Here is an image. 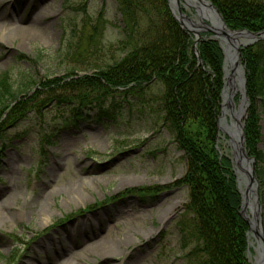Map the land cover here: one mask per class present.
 Here are the masks:
<instances>
[{
    "label": "rangeland",
    "instance_id": "rangeland-1",
    "mask_svg": "<svg viewBox=\"0 0 264 264\" xmlns=\"http://www.w3.org/2000/svg\"><path fill=\"white\" fill-rule=\"evenodd\" d=\"M181 9L193 16L191 9ZM35 19L33 27L41 33L26 36L15 28ZM92 25L98 27L93 42ZM120 26L113 0H0V75L16 82L22 75L17 83L27 86L29 75L53 79L69 69L75 76L88 73L91 51L104 60L117 56L108 49L120 38ZM94 42L100 51L93 48ZM37 51L39 58L33 62ZM240 60L246 84L247 69L242 56ZM151 91L155 94L159 88ZM245 96L248 105L239 118L243 134L250 105L246 89ZM233 99L240 100L239 92ZM115 101L109 117H88L57 131L52 126L62 118L49 103L41 109L42 116L29 113L15 126L5 115L0 117V191L9 188L16 194L6 207L10 219L0 222V264H46L55 247L64 250L72 264H186V250L174 228L188 196L187 188L176 183L185 171L183 152L154 124L149 108L138 104L120 109L123 102ZM254 104L256 130L251 137L256 140H251V151L260 158L249 152L246 134L243 145L254 160L261 239L246 232L250 264L257 258L259 242L264 246V99ZM225 118L234 121L229 112ZM216 147L219 155L230 156L223 133ZM7 192L2 190L0 201ZM246 213L251 218L248 209ZM111 245V256L78 259L93 248Z\"/></svg>",
    "mask_w": 264,
    "mask_h": 264
},
{
    "label": "trees",
    "instance_id": "trees-1",
    "mask_svg": "<svg viewBox=\"0 0 264 264\" xmlns=\"http://www.w3.org/2000/svg\"><path fill=\"white\" fill-rule=\"evenodd\" d=\"M113 1L121 23L120 38L107 49L117 51V56L104 60L91 51L87 58L90 72L75 76L69 69L62 78L53 79L29 75L27 86L17 83L22 82V75L17 82L0 75V117L5 115L13 126L29 113L42 116L41 109L49 103L62 118L52 126L57 131L88 117L95 121L109 117L115 98L123 102L120 109L146 106L154 124L164 128L183 152L186 163L176 183L187 188L188 196L174 221L178 243L186 250L185 263L250 264L248 226L239 215L241 199L235 176L230 160L219 155L216 147L223 82V56L217 41L206 38L197 43L199 64L191 36L172 17L167 0ZM209 1L230 29H264V0ZM97 28L91 27L92 42ZM92 46L100 51L97 42ZM39 54L37 51L32 57L33 62ZM241 56L250 101L244 134L252 154L254 102L264 99V40L243 47ZM154 86L159 88L155 94L151 91ZM47 134L44 130L43 137ZM253 155L260 158L254 151Z\"/></svg>",
    "mask_w": 264,
    "mask_h": 264
},
{
    "label": "water",
    "instance_id": "water-1",
    "mask_svg": "<svg viewBox=\"0 0 264 264\" xmlns=\"http://www.w3.org/2000/svg\"><path fill=\"white\" fill-rule=\"evenodd\" d=\"M170 12L173 18L178 22L179 26L194 36V45L200 38V32L210 34V38L216 40L223 54L222 70H223V86L220 92V109L217 119V130L227 136L228 146L230 149V162L232 170L236 177L238 191L241 196V204L239 215L247 223L248 232L256 235L254 224L258 221V214L251 211L248 206V198L253 195L256 198V190L253 185L257 186L254 176V160L249 157L245 151L243 141V123L239 122V118L244 114L247 107V99L245 96V79L243 77V66L240 64V48L250 45L256 41L264 40V29L258 32H250L245 29L233 30L229 29L224 23L220 13L209 0H167ZM187 7L194 11V17L187 16L181 8ZM194 53H198L194 48ZM226 67L229 68L231 74L228 75ZM239 92L241 100L234 109L233 96ZM229 110L233 117V122H227L225 113ZM242 187V188H240ZM256 202V200L254 201ZM246 209L249 210L251 218L248 217ZM257 237V235H256ZM259 258V253H257ZM257 258L254 264H257ZM264 261V260H263Z\"/></svg>",
    "mask_w": 264,
    "mask_h": 264
},
{
    "label": "bare ground",
    "instance_id": "bare-ground-1",
    "mask_svg": "<svg viewBox=\"0 0 264 264\" xmlns=\"http://www.w3.org/2000/svg\"><path fill=\"white\" fill-rule=\"evenodd\" d=\"M37 5V4H36ZM40 18V17H39ZM18 20V23L20 21H22L19 17L17 18ZM38 20V19H37ZM15 25V24H14ZM36 26V19L35 20H32V21H29V24H27L25 27H22L20 28L19 25H15V28H18L20 29L21 33H23L24 35L26 36H29V35H32V34H36V33H41L43 30L42 29H39L38 27L37 28H34L33 26ZM45 186V184L43 185V187ZM45 188V187H44ZM255 188L256 192H258L257 190V186L255 187V185H253V189ZM2 190H8L7 192V196L5 200H1L0 201V222H6L8 219H10V215L7 212L6 210V207L9 206L10 204H12L11 202H15L16 200V194L15 192H10L11 190L9 188H3ZM2 190L0 191V193L2 192ZM1 197V196H0ZM256 200V202H254ZM254 200V197L253 195H250V197L248 198V206L250 207L251 206V211L254 213V209L257 210L255 213L256 214H259L260 212V206L258 204V196L256 194V198ZM1 207L3 209H5L3 212L1 210ZM254 228H255V231H256V235H257V238L260 240L261 239V222L260 220L258 219V221L253 225ZM61 247L63 246L62 244L60 245ZM55 248L50 249V253H51V259H49L46 264H52L53 262H56L58 260H60L61 258L63 259L61 261L60 264H72L73 260L71 259H68L64 256V253H62L63 251L61 250L60 251H56ZM114 250V246L111 245V246H99L97 248H93L92 250H89L85 255L79 257V261H82L83 259H87L86 257H97V256H111L112 255V251ZM257 251L259 253V258H257V264H264V246L261 244V242H259V245L257 247ZM77 262V261H76ZM126 260L123 261L122 264H126Z\"/></svg>",
    "mask_w": 264,
    "mask_h": 264
}]
</instances>
